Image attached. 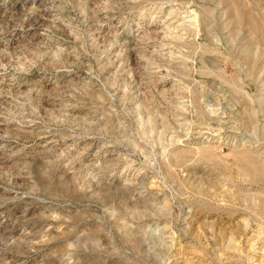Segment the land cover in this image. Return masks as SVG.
<instances>
[{
    "label": "clouds",
    "instance_id": "1",
    "mask_svg": "<svg viewBox=\"0 0 264 264\" xmlns=\"http://www.w3.org/2000/svg\"><path fill=\"white\" fill-rule=\"evenodd\" d=\"M0 10V208L19 212L7 210L0 264L42 252L50 264H173L175 245L212 214L243 221L224 229L228 246L215 233L197 241L207 264H264V0H0ZM166 106L191 107L199 134L154 140ZM200 136L235 162L196 147ZM38 220L66 230L29 226Z\"/></svg>",
    "mask_w": 264,
    "mask_h": 264
},
{
    "label": "rangeland",
    "instance_id": "2",
    "mask_svg": "<svg viewBox=\"0 0 264 264\" xmlns=\"http://www.w3.org/2000/svg\"><path fill=\"white\" fill-rule=\"evenodd\" d=\"M19 7V6H17ZM2 11V10H0ZM199 39L203 40L204 37L201 35ZM257 69H261L264 67V61H261L259 64L256 65ZM228 74L231 75L233 69L229 65L227 68ZM161 75H165V73H161ZM197 79H200L199 76L196 77ZM173 81L169 80L166 82H163L158 85L160 89L164 88H171ZM258 86L256 84H249V86L245 89L246 92L249 94L253 92H257ZM170 98L174 97L176 93H170ZM182 95L187 96L188 93H183ZM172 104L178 105L179 101L172 99ZM250 103L248 100H244L239 108L238 111H243V109ZM198 116L193 115L192 108L189 106H185L183 108H166L160 109V118L155 119L154 122V135L153 139L158 141L159 143H163L164 141L168 140L170 137H172L174 134L175 136H178L180 138H183L185 133L189 134V138L192 139L190 133L191 131L197 132L199 134L200 129L193 128L192 122L198 121ZM213 120H215V117H212ZM216 125L211 124L207 128L203 129L205 136H211L212 138H215V133L211 131L212 128H214ZM183 129V130H181ZM200 141H203L205 144H209L212 152H215L218 155H223L226 157L229 162H235L233 160V156L230 155V149L228 146H225L223 144L216 145L211 144L210 141H205L203 136L199 137L198 141H193L196 147L200 146ZM188 141H185L187 143ZM160 151V148L157 147V152ZM110 158V156H109ZM189 160L192 159V157H188ZM190 168L199 171L200 165L199 164H190ZM70 175V174H69ZM0 193H3V189H0ZM8 209H13L18 212V206L5 204L4 208H0V221H3V225L0 226V232H3L5 228H11L13 221L15 220V217H10L8 214ZM31 215V213H29ZM209 220L216 219V223L209 224L207 226L201 227L200 221H202L204 218L200 217L198 221L192 224V231L189 233L187 239H180L179 243L175 245V247L172 249L175 256L178 257V260H174L173 264H207V261L204 260V253L199 250L198 247H196V243L199 240L200 242H203L201 240V237L203 236H213V233H215V236L213 237V243L215 244H221L228 246L227 241V233L225 232V228H228L229 226L234 227L236 221H243V217L239 214L236 215H229V214H223L219 218H217L216 214L209 215ZM37 223V225H43V224H51V232L59 235L60 233L64 232L66 230V224L62 222L57 221H30L29 226H31V223ZM18 234V233H17ZM250 235V233H249ZM58 243V242H57ZM158 251H161L166 254L165 249H158ZM50 254L47 252H42L39 256L36 257L35 260L31 262V264H50V261L48 259V256ZM229 255H235V253H229ZM221 260L224 261V264H234V262H230L227 260L226 256H221Z\"/></svg>",
    "mask_w": 264,
    "mask_h": 264
}]
</instances>
